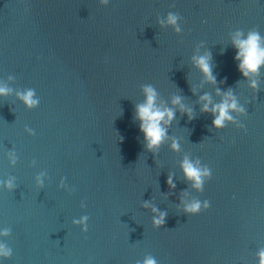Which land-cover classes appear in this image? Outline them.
Wrapping results in <instances>:
<instances>
[{
	"label": "water",
	"instance_id": "95a60500",
	"mask_svg": "<svg viewBox=\"0 0 264 264\" xmlns=\"http://www.w3.org/2000/svg\"><path fill=\"white\" fill-rule=\"evenodd\" d=\"M252 35L264 0H0V264H262Z\"/></svg>",
	"mask_w": 264,
	"mask_h": 264
},
{
	"label": "clouds",
	"instance_id": "9594fccd",
	"mask_svg": "<svg viewBox=\"0 0 264 264\" xmlns=\"http://www.w3.org/2000/svg\"><path fill=\"white\" fill-rule=\"evenodd\" d=\"M240 47L242 48V52L237 56V59H239L240 56L246 57L241 64V69L247 67L250 70H257L259 65L264 62V49L259 48L258 37L256 35H252L247 42H242L240 44ZM200 65L202 66L203 71L210 75V68L204 59L200 60ZM244 74L247 75V72H245ZM147 91L149 93L147 105L140 106L138 108V113L139 118L143 121V123L141 124V130L145 133L146 139L150 141L148 146L149 148H151L157 145L162 140V137L164 135V130L159 126L160 120H162L166 114L171 119L173 117V113H171L170 111L167 113H163L158 110L153 111L154 93H152L151 89H148ZM25 100L29 104L33 103V101L31 100V93H29L28 96L25 97ZM234 106L235 105L233 104V107ZM227 107L228 105L226 103L224 105L217 106L220 112L219 117H217V119L214 121L217 126H221L225 118L230 119V117L227 116ZM205 110L207 111V105H205ZM216 110L217 109H213V111ZM185 171L186 175L189 178H195L197 181H199L198 171L187 162H185ZM198 209L199 205L196 204L191 206L188 210L196 211ZM261 256L262 264H264V253H262ZM147 264H153V262L149 260Z\"/></svg>",
	"mask_w": 264,
	"mask_h": 264
}]
</instances>
